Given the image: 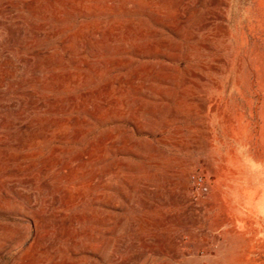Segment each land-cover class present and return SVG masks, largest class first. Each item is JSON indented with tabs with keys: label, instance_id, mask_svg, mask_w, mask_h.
Listing matches in <instances>:
<instances>
[{
	"label": "rangeland",
	"instance_id": "374dc122",
	"mask_svg": "<svg viewBox=\"0 0 264 264\" xmlns=\"http://www.w3.org/2000/svg\"><path fill=\"white\" fill-rule=\"evenodd\" d=\"M0 264H264V0H0Z\"/></svg>",
	"mask_w": 264,
	"mask_h": 264
},
{
	"label": "built area",
	"instance_id": "2783aa9c",
	"mask_svg": "<svg viewBox=\"0 0 264 264\" xmlns=\"http://www.w3.org/2000/svg\"><path fill=\"white\" fill-rule=\"evenodd\" d=\"M196 186L198 189H201L203 191H205V187L202 186V183H201V179H198L197 182H196Z\"/></svg>",
	"mask_w": 264,
	"mask_h": 264
},
{
	"label": "bare ground",
	"instance_id": "6f19581e",
	"mask_svg": "<svg viewBox=\"0 0 264 264\" xmlns=\"http://www.w3.org/2000/svg\"><path fill=\"white\" fill-rule=\"evenodd\" d=\"M68 198H69V197H68ZM53 199H54V198H53ZM53 201H54V200H53ZM55 201H56V200H55ZM55 203H57V202H55ZM51 204H52V203H51ZM53 206H54V205H53ZM42 222H43V221H42ZM48 224H49V223H48ZM45 225H46V224H45ZM45 225H44V226H45ZM49 226H50V225H49ZM51 226H52V225H51Z\"/></svg>",
	"mask_w": 264,
	"mask_h": 264
}]
</instances>
